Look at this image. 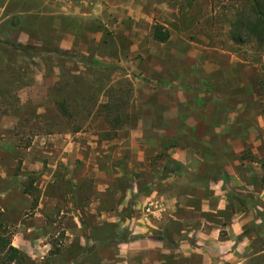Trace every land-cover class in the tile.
Wrapping results in <instances>:
<instances>
[{"label":"rangeland","instance_id":"rangeland-1","mask_svg":"<svg viewBox=\"0 0 264 264\" xmlns=\"http://www.w3.org/2000/svg\"><path fill=\"white\" fill-rule=\"evenodd\" d=\"M84 1L0 0V264H17L10 260V246L20 252L21 261L16 258L21 264L97 262L83 251L91 238L95 242L100 237L84 210L90 184L79 183L78 228L71 215L68 174L46 178L24 170L22 152L27 148L51 153L48 136L94 135L100 141L92 143L91 157L98 152L103 157H96L98 167L111 168L119 160L118 146L101 141L126 138L139 120L155 122L165 110L178 114L172 113L170 102L179 108L196 106L201 73H208L210 90L234 85L247 96L252 92L264 112V45L234 30L238 19L252 15L249 0H180L184 15L171 25L184 29V42L177 37L165 43L152 36L161 20L121 18L120 11H126L121 4L127 0H109L115 8L92 17L79 14L88 8ZM157 2L166 6L170 0ZM141 127L147 131L149 125ZM41 158L45 165L47 159ZM146 181L140 179V186ZM109 185L112 190L104 200L112 206L122 197L113 188L127 183L112 178ZM129 210L124 208V214ZM27 226L35 230L26 232ZM105 230L109 234L110 227ZM68 231L79 232V237Z\"/></svg>","mask_w":264,"mask_h":264},{"label":"crops","instance_id":"crops-1","mask_svg":"<svg viewBox=\"0 0 264 264\" xmlns=\"http://www.w3.org/2000/svg\"><path fill=\"white\" fill-rule=\"evenodd\" d=\"M127 1L123 3L133 6L121 4V10L126 9L120 11L122 19L142 22L155 17L169 33L167 42L177 37L184 42V29L171 25L184 15L180 0H170L166 6L157 0ZM146 1L148 11L144 10ZM84 2L88 8L79 14L89 17L115 4L109 0ZM135 32L133 28V35ZM205 74L197 75L196 106L182 104L179 108L170 102V110L178 114L165 110L155 122L139 120L126 138L102 140L106 146H118L119 160L111 168L98 167L96 157L103 158L98 152L91 157L92 143L96 146L100 141L94 135L55 134L47 139L53 144L51 153L32 147L22 152V168L28 172H42L46 178L68 174L71 215L78 228L79 183L90 184L92 194L85 195L84 210L100 237L95 242L91 238L83 251L97 259L96 264H264L263 107L251 91L247 96L234 85L210 90ZM143 124L149 125L147 131ZM162 142L175 144L164 147ZM42 155L47 159L45 165ZM111 177L129 179L126 187L113 188L122 197L112 206L104 200L112 190ZM143 178L148 181L141 187ZM41 207L39 201L37 208ZM126 207L128 215L124 214ZM109 226L113 238L105 230ZM25 230L30 233L35 228ZM74 232L67 234L79 237Z\"/></svg>","mask_w":264,"mask_h":264},{"label":"trees","instance_id":"trees-1","mask_svg":"<svg viewBox=\"0 0 264 264\" xmlns=\"http://www.w3.org/2000/svg\"><path fill=\"white\" fill-rule=\"evenodd\" d=\"M251 4V14L248 15L246 19L240 18L237 20L234 30L243 31L249 38H254V41L259 45H264V0H249ZM153 39L159 43H165L169 39V33L164 27L155 25L152 29ZM234 39H235V35ZM74 132H77L76 130ZM127 184L129 179L124 180ZM1 227V225H0ZM109 236L113 238L114 231L111 226ZM11 251V259L17 261V264H21L22 256L20 252L14 248L9 247ZM19 255L20 261L17 260L16 256Z\"/></svg>","mask_w":264,"mask_h":264}]
</instances>
